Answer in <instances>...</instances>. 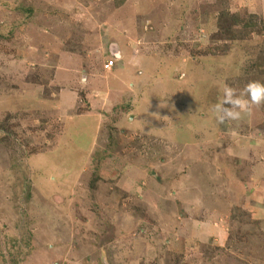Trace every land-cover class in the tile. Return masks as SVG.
Wrapping results in <instances>:
<instances>
[{"label": "rangeland", "instance_id": "rangeland-1", "mask_svg": "<svg viewBox=\"0 0 264 264\" xmlns=\"http://www.w3.org/2000/svg\"><path fill=\"white\" fill-rule=\"evenodd\" d=\"M251 82L264 0H0V264H264Z\"/></svg>", "mask_w": 264, "mask_h": 264}, {"label": "clouds", "instance_id": "clouds-1", "mask_svg": "<svg viewBox=\"0 0 264 264\" xmlns=\"http://www.w3.org/2000/svg\"><path fill=\"white\" fill-rule=\"evenodd\" d=\"M113 51L111 52V58L117 54L116 51ZM80 83L82 86L86 85L87 77L83 76ZM222 91V98L212 107L219 123H224L225 120L239 119L242 111H249L252 105L259 106L264 104V84L260 82L249 83L239 96L236 95L237 90L227 84L222 86ZM245 96L247 99L243 98Z\"/></svg>", "mask_w": 264, "mask_h": 264}, {"label": "built area", "instance_id": "built-area-1", "mask_svg": "<svg viewBox=\"0 0 264 264\" xmlns=\"http://www.w3.org/2000/svg\"><path fill=\"white\" fill-rule=\"evenodd\" d=\"M113 65H114V62H113L112 59H110V60H108L107 62L104 63L103 68L105 70H110L113 67Z\"/></svg>", "mask_w": 264, "mask_h": 264}, {"label": "trees", "instance_id": "trees-1", "mask_svg": "<svg viewBox=\"0 0 264 264\" xmlns=\"http://www.w3.org/2000/svg\"><path fill=\"white\" fill-rule=\"evenodd\" d=\"M113 60V62H114V59H112ZM114 66V65H113ZM104 69V68H103ZM105 70V69H104ZM111 70V69H110ZM110 70H106V71H110Z\"/></svg>", "mask_w": 264, "mask_h": 264}, {"label": "water", "instance_id": "water-1", "mask_svg": "<svg viewBox=\"0 0 264 264\" xmlns=\"http://www.w3.org/2000/svg\"><path fill=\"white\" fill-rule=\"evenodd\" d=\"M115 49V48H114Z\"/></svg>", "mask_w": 264, "mask_h": 264}]
</instances>
